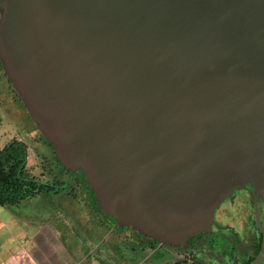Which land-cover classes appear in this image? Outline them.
<instances>
[{
  "label": "water",
  "instance_id": "obj_1",
  "mask_svg": "<svg viewBox=\"0 0 264 264\" xmlns=\"http://www.w3.org/2000/svg\"><path fill=\"white\" fill-rule=\"evenodd\" d=\"M0 60L120 226L176 246L264 202V0H1Z\"/></svg>",
  "mask_w": 264,
  "mask_h": 264
},
{
  "label": "flooded vegetation",
  "instance_id": "obj_2",
  "mask_svg": "<svg viewBox=\"0 0 264 264\" xmlns=\"http://www.w3.org/2000/svg\"><path fill=\"white\" fill-rule=\"evenodd\" d=\"M52 156L41 157L46 158L54 170L57 165L60 166ZM61 171L60 177L62 173L66 176L67 186L41 181L46 185L44 194L46 190L58 194L67 189V196L59 198V205L64 207L65 213L70 212L67 219L76 217L82 221V226L75 227L73 232L80 236L81 242L92 243L91 252L115 257L114 264H150L147 260H139L140 252L153 253L157 259L160 258L159 264H222V255L231 261L229 256L237 247L245 249L246 260L239 263L235 259L233 264H264V202L258 197L256 208L250 185L236 190L216 210L214 220L218 226L212 225L208 233L191 237L186 243L169 246L145 237L131 227L120 226L117 220L100 210L81 171L73 175ZM53 176L58 179V176ZM77 189L79 191L76 192ZM80 194L84 195L82 201L78 199Z\"/></svg>",
  "mask_w": 264,
  "mask_h": 264
},
{
  "label": "rangeland",
  "instance_id": "obj_3",
  "mask_svg": "<svg viewBox=\"0 0 264 264\" xmlns=\"http://www.w3.org/2000/svg\"><path fill=\"white\" fill-rule=\"evenodd\" d=\"M12 88L13 86L11 83L9 84V80L4 71H0V117L3 122V125L0 127V150L14 139L23 141L28 148L26 168L29 174L36 177L37 180L48 183L53 181V175L58 176L60 179V167H57V165L53 170L52 164L46 158L42 159L41 157L42 155H53L51 147L41 137L42 134L38 127L33 122L22 101L19 100L20 98L17 92L15 90L13 91L14 88ZM52 158L56 159L54 155ZM52 161L54 160L52 159ZM61 172H63V170ZM62 178H65L63 173ZM66 190L67 189L61 191L64 195H61V193L53 194V192L46 190L45 194L42 192L35 197L23 200L20 203V212L16 211L17 216L13 221L17 225L16 233L22 231V236L31 239L30 242L24 244V239L22 237L20 244L21 247H18V251L21 252L23 256L22 258L25 262H28L29 264H32V261L36 262V264H53L50 260H45L42 257V253L50 255V253L54 251V248L45 239L43 232H38L32 226L33 223H50L54 228V233H52L53 238L57 240L59 244L62 243L63 245V241H65L63 232L67 226H64L62 221L67 219V213L70 214V212L68 211L65 213L63 209L59 210L61 208L59 205V198L67 196L65 193ZM77 191H79V189H77L76 192ZM81 198H84V195L80 194L78 196V199ZM9 207L12 208L11 206ZM55 210L58 211L59 214H57ZM4 218L6 219V217ZM16 219H19V221ZM7 222L9 224L12 221ZM32 243H34V246L27 247ZM219 244L222 243L219 242ZM243 250L245 249L237 247L230 256L228 255L231 261H228V259L222 255L221 263L233 264V262L236 261L239 263L243 262L246 260V254ZM128 255L134 257L130 252H128ZM156 257L157 256L152 257L151 255L150 259H147V261L150 264H159V262H161L160 258L157 259ZM235 259L236 261H233Z\"/></svg>",
  "mask_w": 264,
  "mask_h": 264
},
{
  "label": "crops",
  "instance_id": "obj_4",
  "mask_svg": "<svg viewBox=\"0 0 264 264\" xmlns=\"http://www.w3.org/2000/svg\"><path fill=\"white\" fill-rule=\"evenodd\" d=\"M65 193L67 194L68 191H66ZM11 207L12 208H10L9 206L0 205V264H29L28 262H25L23 260V256L21 252L18 251V247H21L20 244L22 237L24 239V244L26 242H30L31 239L22 236V231L16 233L17 225L13 221L17 216L16 211L20 212V204ZM62 209H64V207L60 208L59 210ZM55 212L59 214L58 211L55 210ZM4 217H6V219ZM5 220L12 222L8 224V222ZM16 220L19 221V219ZM62 222L64 226H67V228L63 232L65 240L63 241V245L62 243L59 244L57 240L53 238L52 233H54V228L50 223H33L32 227L35 228L38 232H43L45 239L54 248V251L50 253V255L42 253V257L45 260H50L53 264H58V262L59 264H114L113 262L115 261V257H104L93 251L91 252L89 248L90 246H93L92 243H90V241L81 242L79 239L80 236H77V234L73 232L76 229L75 227L80 228L82 226L81 219L73 217L72 220L64 219V221ZM30 246H34V243L30 244L27 247ZM151 255L154 256L153 253H138L140 261L150 259ZM31 263L36 264V262L34 261H32Z\"/></svg>",
  "mask_w": 264,
  "mask_h": 264
},
{
  "label": "trees",
  "instance_id": "obj_5",
  "mask_svg": "<svg viewBox=\"0 0 264 264\" xmlns=\"http://www.w3.org/2000/svg\"><path fill=\"white\" fill-rule=\"evenodd\" d=\"M0 71H3V65L1 60H0ZM1 119L2 118L0 117V127L1 125H3ZM41 137L51 147L53 155L55 156L61 170L69 174V171L61 165L51 144L43 137V135H41ZM27 158H28V148L26 146V143L20 140L14 139L9 144H7L3 149L0 150V205L1 206L18 205L23 200L32 198L44 192L46 185L42 183L40 180H37L36 177L30 175L27 170L26 168ZM52 177H53V181L51 182V184L54 185L59 184V185L67 186V181H65V178L61 177L60 179L59 178L57 179L54 178V176ZM49 188H50L49 190H51V187Z\"/></svg>",
  "mask_w": 264,
  "mask_h": 264
}]
</instances>
